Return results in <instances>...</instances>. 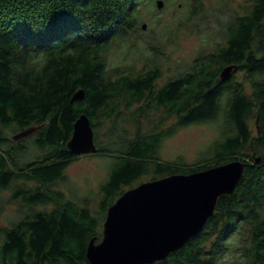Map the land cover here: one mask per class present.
Segmentation results:
<instances>
[{
  "label": "trees",
  "instance_id": "trees-1",
  "mask_svg": "<svg viewBox=\"0 0 264 264\" xmlns=\"http://www.w3.org/2000/svg\"><path fill=\"white\" fill-rule=\"evenodd\" d=\"M164 1L0 0V191H11L0 211L16 202L19 213L0 225V264H90L108 207L144 176L234 159L248 162L235 191L151 264H264V0ZM187 34L197 53L174 59L170 46ZM79 88L85 98L71 102ZM82 112L99 146L83 154L109 158L96 208L59 187L80 156L67 141ZM198 122L219 123L222 137L192 163L161 157L164 138ZM28 127L31 144L14 137Z\"/></svg>",
  "mask_w": 264,
  "mask_h": 264
},
{
  "label": "water",
  "instance_id": "water-1",
  "mask_svg": "<svg viewBox=\"0 0 264 264\" xmlns=\"http://www.w3.org/2000/svg\"><path fill=\"white\" fill-rule=\"evenodd\" d=\"M156 3L158 8L165 5L164 0ZM143 27L147 28V22ZM236 66L227 65L221 77L230 76ZM85 94V89L79 88L70 101L82 100ZM36 128L28 127L14 137L26 136ZM67 147L75 154L98 151L87 113L82 112L75 120ZM247 163L234 159L194 172L144 180L128 188L108 207L101 239H90L86 250L89 263L151 264L166 258L204 227L220 195L235 191Z\"/></svg>",
  "mask_w": 264,
  "mask_h": 264
},
{
  "label": "rangeland",
  "instance_id": "rangeland-1",
  "mask_svg": "<svg viewBox=\"0 0 264 264\" xmlns=\"http://www.w3.org/2000/svg\"><path fill=\"white\" fill-rule=\"evenodd\" d=\"M163 8L157 7V9ZM143 11V16L147 21H150L147 11ZM170 13L171 11L168 10L167 14L169 15ZM198 47L199 37L196 34H187L170 46V51L172 50L171 55L174 59H191L197 53ZM170 65L168 64L167 69H170ZM162 82L163 79L159 80L158 84L160 85ZM176 121V117H171L167 123L171 125ZM251 123L252 128L255 130L254 121L252 120ZM104 132H106V129L100 130L103 141L106 140ZM29 137L30 134L25 136L26 142L31 144L33 139ZM220 137H222V129H220L219 123L198 122L180 125L174 134L164 138L160 146V155L167 160L177 161V159L181 158L185 163H192L199 159ZM28 154L30 155L31 152L29 151ZM108 163L109 158L107 156L80 153V156L66 168L67 178L59 183V187L65 191L67 196L72 195L79 202L85 197H90L93 207L96 208L97 191L101 182L107 176ZM152 176L151 174L144 176L143 181L150 179ZM10 195V190L0 191V198L6 199ZM40 207L43 208L44 206ZM18 214V204L16 202L8 203L0 211V225L8 224L11 219L17 218Z\"/></svg>",
  "mask_w": 264,
  "mask_h": 264
}]
</instances>
